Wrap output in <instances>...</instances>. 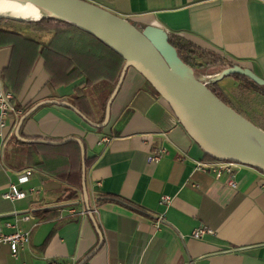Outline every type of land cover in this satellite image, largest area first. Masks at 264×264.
I'll use <instances>...</instances> for the list:
<instances>
[{
	"label": "crops",
	"instance_id": "1",
	"mask_svg": "<svg viewBox=\"0 0 264 264\" xmlns=\"http://www.w3.org/2000/svg\"><path fill=\"white\" fill-rule=\"evenodd\" d=\"M136 28L164 29L225 61L253 70L264 79V4L252 0H92ZM125 62L93 36L62 22H0V75L15 94L18 117L0 127V232L16 225L29 233L19 254L0 247V264H80L100 243L87 210L83 189L75 203L65 201L76 190L82 152L76 144L39 141H82L96 159L86 171L90 210L102 233V248L86 264H264V174L244 167L235 188L227 177L216 180L194 163L208 160L185 133L174 113L134 69L112 104L110 125L96 129L102 109L94 96L76 99L80 88L118 82ZM219 79V78H218ZM230 78L218 81L224 89ZM82 88V89H83ZM45 101L67 102L38 108ZM95 106V108H94ZM20 134V133H19ZM108 138V143L102 139ZM38 141V142H36ZM160 161L150 162L155 150ZM28 173H31L28 176ZM63 175H75L62 180ZM16 185L28 195L4 198ZM34 190V192H31ZM110 193L151 211L148 217L115 204L98 206V194ZM170 197L171 205H160ZM78 203V204H76ZM71 206H65L70 205ZM63 206L37 218L43 208ZM74 211L75 213H71ZM25 218H29L25 220ZM215 235L196 240L199 225Z\"/></svg>",
	"mask_w": 264,
	"mask_h": 264
},
{
	"label": "water",
	"instance_id": "2",
	"mask_svg": "<svg viewBox=\"0 0 264 264\" xmlns=\"http://www.w3.org/2000/svg\"><path fill=\"white\" fill-rule=\"evenodd\" d=\"M22 1L35 5L51 15L43 19H53L71 25L93 36L124 60V68L107 103L104 121L102 123L88 121L91 126L96 129H105L110 125L113 101L124 84L128 70L134 69L166 102L185 133L207 157L218 161L236 162L264 174V130L225 104L209 90L207 84L194 77L192 69L179 58L174 47L170 45L169 34L164 29L146 27L140 30L128 20L82 0ZM233 74L243 75L254 83L264 86L263 78L253 70L241 66L223 71L221 77L215 81ZM49 104L69 108L84 117L76 106L70 103L41 102L21 118L16 132L19 139L21 127L26 119L38 108ZM21 140L28 144L35 143V141ZM39 142L57 146L76 142L81 148L83 195L92 223L100 237L99 246L80 263L86 264L102 248L104 238L90 210L84 145L76 138L62 142ZM71 205L73 204L65 206ZM57 207L63 206L40 210Z\"/></svg>",
	"mask_w": 264,
	"mask_h": 264
},
{
	"label": "trees",
	"instance_id": "3",
	"mask_svg": "<svg viewBox=\"0 0 264 264\" xmlns=\"http://www.w3.org/2000/svg\"><path fill=\"white\" fill-rule=\"evenodd\" d=\"M1 21H3V20L0 19V22ZM44 21H53V19H44ZM169 42H170V45L172 47H174V49L176 50L179 58L192 69L194 77L200 81H202V80L200 79V76L198 74V70H195L193 67L195 60H204V59L211 58L213 60L211 63L212 64L211 68H217L218 70L220 69L221 72H223L227 69L239 66L237 63H235L233 61H225L224 59L218 57L217 55L209 53L208 51L193 45L191 42L185 40L184 38L180 37L179 35H177L175 33L169 34ZM225 78H234L238 82L236 89L240 95H243V94H246L249 92H254L258 96L264 98V86H261L257 83H254L253 81H251L247 77L240 75V74H233V75L225 77ZM203 83L207 84L209 90L215 96H217L225 104L232 107L230 104L231 102H230L229 98L227 97L223 88L219 85L218 81H213V82L207 83L204 80ZM116 84H114V85L101 84V85L96 86L94 88L91 87V85L87 86L86 88L82 87L83 89L82 88L79 89V92L76 95V99L79 97L88 95L87 91L93 89L95 91L94 96L97 98V100L99 101V103L101 105L102 117H101L100 123H102L105 119L107 103H108L113 91L116 88ZM5 87L7 88V86H5ZM232 108H234V107H232ZM263 108H264V105H263ZM234 110L237 111L238 113H240L241 115H243L244 117H246L247 119H249V120L251 119L249 117V115H247L244 111H240V110H237L235 108H234ZM251 120L255 125H257L258 127H260L261 129L264 130V125L262 122L263 119L261 117L256 116L255 119H251ZM20 137L22 138V128L20 130ZM72 143L79 146V144L76 142H72ZM80 150H81V148H80ZM95 162H96V159H90L86 155V171L88 169H90L94 165ZM71 177L74 178L75 175L74 176L73 175H63L60 178L62 180H70ZM75 180H76V186H75L76 190L68 189L66 191L67 195L65 197V201H67L68 203H75L80 199L79 190H82V171H80L78 174H76ZM97 198H98V202H97L98 206H103L105 204H115V205L124 207L128 210H131L133 212H136L140 215H144V216H148V217L153 216L152 212L147 210L146 208H144L140 205L134 204L130 200L125 199V198L118 196V195H115V194L102 193V194H98ZM53 211H57V210L53 209V210L39 211V212L35 213V216L39 219L43 217L42 218V220H43V219H45L44 215L51 213Z\"/></svg>",
	"mask_w": 264,
	"mask_h": 264
},
{
	"label": "built area",
	"instance_id": "4",
	"mask_svg": "<svg viewBox=\"0 0 264 264\" xmlns=\"http://www.w3.org/2000/svg\"><path fill=\"white\" fill-rule=\"evenodd\" d=\"M85 2L92 3V0H82ZM258 3L264 4V0H252ZM20 115L19 110L15 106V94L12 90L7 89L4 85L2 77L0 75V127L4 129L7 125V121L11 116L18 117ZM109 139H102L101 144L108 143ZM163 155H167V151L165 149L155 150L152 154L150 162H158L162 158ZM195 168L201 172L211 173L216 180H221L224 176L228 178L227 185L229 187L235 188L237 185V176L239 172L247 167L245 165L230 162V161H218L208 157L206 162L204 161H196L194 163ZM31 173H28L30 176ZM31 192H34L32 190ZM27 193L21 191L16 185L11 186V190L8 194L4 195L5 199L16 201L22 200L27 197ZM160 205L164 208H169L171 205L170 197H162L160 200ZM71 213H75L71 211ZM29 218H25L28 220ZM6 227L15 228V232L12 234H5L4 232H0V247L2 244H7L10 246L12 257L16 260L19 258L20 252L29 245L30 243V235L29 233H24L16 228V225L12 223H7ZM215 235V232L207 227L206 225H199L196 227L192 233V237L196 240H204L207 237H212ZM56 264V263H51Z\"/></svg>",
	"mask_w": 264,
	"mask_h": 264
},
{
	"label": "rangeland",
	"instance_id": "5",
	"mask_svg": "<svg viewBox=\"0 0 264 264\" xmlns=\"http://www.w3.org/2000/svg\"><path fill=\"white\" fill-rule=\"evenodd\" d=\"M42 21L50 22V21H44V19ZM212 61L213 60L211 58L194 61L193 67L195 70H198L200 79L203 82L205 80L207 83H210L221 77L222 72L220 71V69L218 70L217 68H211ZM230 79L232 80V82L230 83V85H226L227 87H225L223 90L226 93L227 97L229 98L231 102L230 103L231 106L237 110L244 111L247 115H249L251 119H255L256 116L261 117L263 119L262 122L264 125V108H263L264 98L258 96L254 92H249L240 95L236 89L238 82L234 78H230ZM100 110H101V105H100Z\"/></svg>",
	"mask_w": 264,
	"mask_h": 264
},
{
	"label": "bare ground",
	"instance_id": "6",
	"mask_svg": "<svg viewBox=\"0 0 264 264\" xmlns=\"http://www.w3.org/2000/svg\"><path fill=\"white\" fill-rule=\"evenodd\" d=\"M49 16L47 11L22 0H0V18L40 22Z\"/></svg>",
	"mask_w": 264,
	"mask_h": 264
}]
</instances>
